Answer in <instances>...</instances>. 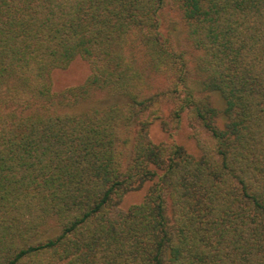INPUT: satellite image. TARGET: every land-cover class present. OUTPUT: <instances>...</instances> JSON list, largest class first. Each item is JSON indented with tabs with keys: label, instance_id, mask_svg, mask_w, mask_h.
Segmentation results:
<instances>
[{
	"label": "trees",
	"instance_id": "1",
	"mask_svg": "<svg viewBox=\"0 0 264 264\" xmlns=\"http://www.w3.org/2000/svg\"><path fill=\"white\" fill-rule=\"evenodd\" d=\"M0 264H264V0H0Z\"/></svg>",
	"mask_w": 264,
	"mask_h": 264
},
{
	"label": "rangeland",
	"instance_id": "2",
	"mask_svg": "<svg viewBox=\"0 0 264 264\" xmlns=\"http://www.w3.org/2000/svg\"><path fill=\"white\" fill-rule=\"evenodd\" d=\"M89 69L87 63L81 58L74 59L66 69H57L52 72V84L55 91H59L67 86H73L80 84L85 77L88 75ZM184 130L177 135H174V139L178 142L184 144L190 149H194L193 143L187 138V125L184 123ZM150 136L151 138L158 141H166L169 139L167 133L160 129L158 123H154L150 127ZM145 193V187L136 191H131L127 193L121 202L123 208L128 207L134 203H138L142 200V197Z\"/></svg>",
	"mask_w": 264,
	"mask_h": 264
}]
</instances>
